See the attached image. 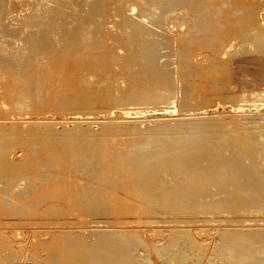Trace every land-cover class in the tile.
<instances>
[{
  "label": "rangeland",
  "instance_id": "rangeland-1",
  "mask_svg": "<svg viewBox=\"0 0 264 264\" xmlns=\"http://www.w3.org/2000/svg\"><path fill=\"white\" fill-rule=\"evenodd\" d=\"M38 1L0 0V264H263L264 205L215 211L165 206L149 194L165 178L158 182L155 171L146 170L138 147L148 144L152 154L161 151L159 145L178 146L175 139L192 127L215 139L214 131L229 123L235 144L253 149L255 133L246 132L251 128L243 122L264 121V103L241 106L237 96L243 82L264 73V0H174L163 8L153 28L158 32L152 39L159 42L152 61L175 75L178 89L172 103L139 106L117 105L110 86L118 76L110 66L128 60L121 54L116 60V47L139 39L103 31V43L87 48L72 34L65 42L41 40L36 55L30 35L1 31V21L32 30ZM104 11L103 18L109 15ZM18 42L29 52H10ZM95 49L92 69L102 100L75 101L73 93L86 85L83 64ZM181 147L187 152L211 146Z\"/></svg>",
  "mask_w": 264,
  "mask_h": 264
},
{
  "label": "bare ground",
  "instance_id": "bare-ground-1",
  "mask_svg": "<svg viewBox=\"0 0 264 264\" xmlns=\"http://www.w3.org/2000/svg\"><path fill=\"white\" fill-rule=\"evenodd\" d=\"M16 1H18V0H16ZM173 1L174 0H40V1H38L39 5L37 8V11H36V13H34L35 15L37 14L36 19H38V22L35 24V26L32 30H31V27L29 30L27 27L22 26V25L18 26L16 24L15 25L7 24V23H3L1 21V24H2L1 31L2 32L4 31L6 33L7 32H13L15 34V36H18L21 38L30 35L31 39L32 38L34 39V42H33L34 44L32 46V43H31V46L35 50L34 54H36V55H37L36 52H42L43 48L41 49L40 45L42 44L41 40H44V39H47V41L48 40L57 41V40L62 39L64 36L69 37L72 34H76V35H79L81 37V39L85 41V43H87V44H85L83 42L87 46V48H93V47H97V46L91 42H93V41L95 42L96 40H100L101 39L100 35L104 36L103 35V34H105L104 32L112 34V32L117 33L118 31H120L121 34L127 35L126 37H128V35L130 37H135L136 39H139V43L137 41V42H135V44L130 43L127 48H123V47L117 48L116 47V49H115L114 55L116 57V60H119L118 59L119 54H121L122 56H125L126 58H128V60H126V59H125L126 61L123 60L125 62L124 64H121V62L118 61V62L114 63L113 66H110V67H113V69H115V72L117 71V73H118L117 78L115 80L113 79L114 80L113 85H110L113 87L112 90L114 93V100L117 102V105H119V106H125V105H138L139 106V105H146V104H157V103H162V102L169 104V103H172L176 97V90L178 89V88L176 89V86H177L176 82L177 81H176L175 75L174 76L171 75L172 76L171 77V76H168L165 72L164 73L161 72V68L163 67L161 65V62L159 64V62H157V61H152L153 58L156 57L158 54V53H156V42H159V41H157V38L152 39V37H153L152 35L155 34V31H156L154 29V33H153V28L155 27L154 24H157L159 18L162 17L160 15H161V12L163 11V8L165 10V7L167 8V6H169V4H172ZM189 1L190 0H188V2ZM193 1L195 2L196 0H193ZM196 2H195V4H196ZM198 2H199V0H198ZM38 3H36V5ZM181 3L183 4V2H181ZM203 3H204V1H203ZM191 4H189L190 5L189 7H191ZM209 4H210V2H209ZM2 5H4V4H2ZM202 5L203 4L201 3V6ZM185 6H187V5H185ZM255 6H256V4H255ZM259 6H261V5H259ZM248 8H249V6H248ZM0 10L3 11L2 7H0ZM104 10L106 12H107V10H109V12H108L109 15L107 17L103 18V16L101 15L102 13L100 11H104ZM196 11H197V9H196ZM33 12H32V15H33ZM241 12H243V11H241ZM164 15H168V14L164 12ZM207 15H208V13H207ZM2 16H3V13H2ZM2 16H1V18H2ZM168 16L171 17V15H168ZM211 16H212V14H211ZM202 17H203V15H202ZM3 18H5V15ZM165 18H167V16H165ZM207 18H209V17H207ZM240 18H241V15H240ZM24 19H26V18H24ZM168 19H167V21H168ZM163 20L165 21V19H163ZM3 21H4V19H3ZM30 21H32V20H30ZM27 23H30V22H27ZM33 23H34V21H33ZM112 23H114L116 25V28L111 26ZM24 24L27 25L26 23H24ZM161 24H162V22H161ZM156 32H158V31H156ZM156 34H159V33H156ZM256 35H257V33H256ZM256 35H255V37H256ZM154 36L159 37V35L158 36L154 35ZM81 39L78 38V40H81ZM119 39L121 40L120 37H119ZM256 39H257V37H256ZM103 40L101 43H103ZM31 41H33V40H31ZM63 41H64V38H63ZM250 41H253V39H251ZM128 42L129 41H127V43ZM261 42H263V41H261ZM15 43H17V42H15ZM15 43L12 44L15 46L9 47L10 52H12L13 54H14V52L17 53V51H19V50L29 52V49H26L24 46L20 45L19 42H18L19 44H15ZM55 43H54V45H55ZM160 43L162 44V42H160ZM160 43H158V44H160ZM234 43H235V40L229 44V46L226 48L227 49L226 52L231 49V47ZM68 44H69V42H68ZM73 44H74V42H73ZM161 44H160V46H161ZM259 44H258V47H259ZM29 45H30V43H29ZM29 45H28V48H30ZM10 46H11V44H10ZM260 46H261V44H260ZM55 47H53V49ZM249 47H251V46H249ZM68 48H70V47L68 46ZM157 48H159V47H157ZM160 48H162V47H160ZM57 49H59V48H57ZM57 49H56V51H57ZM256 49H257V46H256L255 50ZM261 49L264 50V44L262 45ZM30 50H32V49H30ZM74 50H72V52L69 51V53L70 54L73 53ZM78 50H79V48H78ZM80 50L82 51L83 49L80 48ZM90 50L91 49H89V52H90ZM62 51H64V50H62ZM65 51L67 54V50H65ZM51 52L55 53V50L54 51L51 50ZM60 52H61V50H60ZM105 52L106 51H104V53ZM157 52H160V51H157ZM42 54L39 55V57L40 56L42 57L43 56ZM91 55H92V57L90 58V60L85 62L83 64V67H82L84 70L83 75L85 74L84 80L86 82L84 84H86V85H84L79 91H76V93H73L76 95L71 96V97H73V100L78 101V102H82V101L84 102L85 99H87L88 101L89 100L90 101L102 100V94L99 91L100 89L98 90V88L96 86V83H98V81L100 79L96 81L97 70L94 71L95 68L92 69L93 68V62L98 60L97 59V50L96 49L92 50ZM249 55H251V54L249 53ZM255 55H256V53H255ZM28 57H29V54H28ZM34 57H36V56L34 55ZM261 57H263V56H261ZM9 59H11V58H9ZM43 59H44V57H43ZM33 60H35V59H33ZM112 61H114V59ZM13 63H14V61H13ZM162 63H163V61H162ZM164 63H166V62H164ZM40 65H42V63ZM22 66H24V65H22ZM102 67H101V69H102ZM229 67H230V65H229ZM235 68H236V66H235ZM12 69H13V67H12ZM14 70H16V69H14ZM104 71H106V70H104ZM106 73H108V72H106ZM83 75H81V76H83ZM106 76H108V75L106 74ZM115 76L116 75H114V77ZM234 77H236V76L234 75ZM255 77H256V80L254 79V81H252V82H243L242 83L243 88L241 89V91L243 93H241L239 96H237L238 100H239V103H238L239 105L244 106L247 104V105L255 106V105H261L262 103H264V73H262L261 75L256 74ZM74 79H75V77H74ZM103 79H105V78H103ZM109 79L110 78H108V80ZM101 81H104V80H101ZM78 82H79V78H78ZM82 82H83V80H82ZM81 85H82V83H81ZM103 85L105 86V84H103ZM103 85H101V86L104 87ZM101 86H99V87H101ZM110 86H107V87H109V89H111ZM25 95H27V94L25 93ZM29 96H31V95H29ZM103 96L105 99L106 98L105 96H107V94L103 95ZM108 97H109V95H108ZM23 98L24 97H22L21 100ZM15 100H17V99H15ZM110 100H112V99H110ZM75 101H72V102H75ZM92 104H90V105H92ZM243 124L245 126H248L249 128H251L250 130H247L248 128H246V132L248 131V132L255 133L254 136H252L254 138L253 149L242 147V146L239 147L235 144L234 137L232 136L233 134H235V133H233V130H234L233 124H229V123L219 126L220 128H218L214 131V134H216L215 139L214 138H212V139L208 138L207 136H211L209 134H207V136H205V137H202L199 134H195V132L199 131V129L192 127L190 129V131H185L183 136H179L177 139H175L179 143L178 146L168 147V149L165 148V149H167V150H165L163 145L158 144L159 147L162 146L161 151L160 152H151L152 154H150V153L148 154L151 147H148L147 143H146L147 144L146 148L145 147L143 148L142 146H140L141 145V143H140L139 146L141 148L138 147L139 156L142 155V157L139 158L140 162L145 163L144 167L145 166L147 167L146 170L152 169L155 171L154 176L157 177V181L160 180L161 178H165V179H163V181H165V182H161V181L159 182L158 181L159 183H156V187L149 191V194H152V196H153L152 199L160 200L161 203H163L165 206H169V207L176 208V209L193 210V211H204V210L205 211H208V210L215 211L219 208H220V210H223V209L227 210L228 208H235V209L237 208L238 209V208H244V207L263 206L264 205L263 204L264 203V121H260V120L250 121L247 123L243 122ZM206 132H208V131H205V133ZM6 138H8V137H6ZM156 140H153L155 144L158 143V141H156ZM148 141H150V139ZM145 142H146V140H145ZM151 143H152V141H151ZM151 143L149 145H151ZM199 143H208V144H210L211 147H210V149L199 148L198 150H195V151L188 150L191 152H188V151L183 152L182 151L181 146H183V145L192 146L194 144H199ZM92 147H93V145H92ZM159 147L156 146L154 148H159ZM95 152H96V150H95ZM122 154H124V153L122 152ZM165 154H167V156H163ZM139 159H138V161H139ZM135 162H137V159ZM149 162H152V165L148 166ZM99 163H100V161H99ZM143 163H140V164H143ZM85 165H86V163H85ZM92 165H93V163H92ZM97 165H99V164H97ZM143 169L145 170V168H143ZM102 170L104 171V169H102ZM138 175L139 174H137V176ZM139 176L141 178H145L146 173L141 174ZM134 177L138 178L135 175H134ZM134 177H132V178H134ZM173 178H175V180H173ZM179 179H181V180L178 181ZM169 180H173V182L172 181L170 182ZM131 184H132V182H131ZM132 191L135 194L137 193L134 190H132ZM132 191L130 190L131 193H132ZM150 198H151V196H150ZM154 202H155V200H154ZM246 238H248V237H246ZM240 243H241V241H240ZM260 246H262V245H260ZM235 248H237V246ZM237 250H235V251H237ZM260 260H261V258H260ZM247 261L249 262V260H247ZM247 261L245 263H247ZM235 263H236V261H235ZM118 264H131V263L126 261V262H122V263L118 262ZM227 264H228V262H227Z\"/></svg>",
  "mask_w": 264,
  "mask_h": 264
}]
</instances>
